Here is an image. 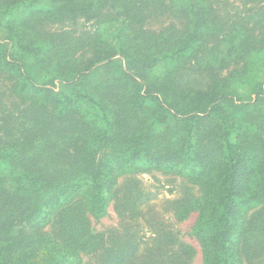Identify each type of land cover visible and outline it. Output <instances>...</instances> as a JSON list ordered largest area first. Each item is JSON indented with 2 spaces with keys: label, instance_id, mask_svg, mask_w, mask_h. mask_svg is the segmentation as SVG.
Segmentation results:
<instances>
[{
  "label": "trees",
  "instance_id": "trees-1",
  "mask_svg": "<svg viewBox=\"0 0 264 264\" xmlns=\"http://www.w3.org/2000/svg\"><path fill=\"white\" fill-rule=\"evenodd\" d=\"M219 1L0 0V264H85L111 203L93 264H186L172 232L143 246L128 223L151 172L196 188L201 264L264 260V0ZM116 17L111 40L80 24Z\"/></svg>",
  "mask_w": 264,
  "mask_h": 264
},
{
  "label": "rangeland",
  "instance_id": "rangeland-1",
  "mask_svg": "<svg viewBox=\"0 0 264 264\" xmlns=\"http://www.w3.org/2000/svg\"><path fill=\"white\" fill-rule=\"evenodd\" d=\"M219 3L221 6H226L227 8L244 10L241 0H220ZM107 9L109 11H115V9L111 7ZM168 21L166 14L160 15L157 18L149 19L146 27L160 29L163 28ZM83 22L84 21L81 20L80 24L92 30H100L104 37L110 40L113 39V33H115L122 23L119 17L107 23L97 24V22L90 21L84 24ZM5 33L6 30L4 27L0 26V42L6 44L10 52H13L12 50L15 48L11 47L12 42H10L8 38H3ZM255 63L256 66H254V68L256 69V73L261 77L260 79H264V59L258 63L256 61ZM230 67H233V65ZM64 83L65 81L61 79H54L53 85L50 86H54L55 89H58L64 85ZM134 178L139 181L140 188L144 193L148 194V199L146 198L145 201L138 205L144 216H136L133 219H129L128 223L139 231V235L143 240V246L148 245L150 238H152L151 234H153V230L151 227H161L172 232L175 242H180L189 247V253L185 256L187 258L186 264H201L200 246L197 240L190 235V229L196 217V207L194 204L199 196L196 188L180 177L162 174L160 172L140 173L134 176ZM126 180V175L120 177L117 182V187L123 186ZM193 201H195L194 204H192ZM176 204L178 210L176 209ZM181 209L183 210L182 213L179 212ZM119 222V216L112 203L105 217L100 219L90 218L87 231L92 236L93 243L89 248H85L84 246L78 247L83 263L93 264L95 262L97 255L102 251V246L106 244V232L111 228H119L121 226ZM151 224L156 226H152ZM58 227L59 223L57 218L48 226L53 232L57 230ZM254 263L264 264V260L261 257H257Z\"/></svg>",
  "mask_w": 264,
  "mask_h": 264
}]
</instances>
